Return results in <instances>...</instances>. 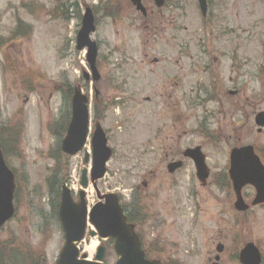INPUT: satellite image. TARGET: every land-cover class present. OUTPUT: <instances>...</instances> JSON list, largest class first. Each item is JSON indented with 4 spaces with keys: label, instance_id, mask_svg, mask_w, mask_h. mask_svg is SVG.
Returning <instances> with one entry per match:
<instances>
[{
    "label": "rangeland",
    "instance_id": "1",
    "mask_svg": "<svg viewBox=\"0 0 264 264\" xmlns=\"http://www.w3.org/2000/svg\"><path fill=\"white\" fill-rule=\"evenodd\" d=\"M153 1L145 0L157 12L152 21L155 25L149 24L152 30L145 34L142 27L147 23L141 20L130 0H0V144L18 145L17 151L10 150L8 159L18 175L20 188L16 215L0 231V252L16 249L23 256L28 253L40 257L45 264L56 262L65 240L57 215L60 195L50 186L57 180H66L79 201L82 172L92 166L91 138L98 119L105 120L101 124L110 129L109 145L114 150L108 173L98 182V189L102 194L117 193L124 205L136 207L140 213L147 209L142 212L147 220L138 229L142 238L150 243L157 236L171 241L174 247L168 249L177 254V259L186 261L188 251L192 250V237L203 245L202 239L210 236L212 216L220 208L225 209L229 227L236 230L232 232L234 247L257 242L264 234V212L259 211L256 217L251 211L237 214L232 188L222 184L234 148L253 145L264 159V132L260 134L255 124L256 115L264 112V0H209L207 19L200 12L198 0H177L178 33L176 41H172L175 44H169L171 41L165 36L159 37V29L169 25L165 22L167 15L157 17ZM72 3L80 6L81 13L75 8L72 16L70 6L62 8V4ZM87 6L93 9L97 24L92 38L99 46L102 80L98 89L112 102L123 103L128 96L133 97L120 109L111 108L105 117H98L100 109L91 107L92 131L87 147L60 163L55 156H49L56 144L51 124L71 111L67 87L80 86L86 94L92 88L83 79V74L90 72L86 52L76 50ZM157 36L158 39L154 38ZM147 41L152 50L144 61H162L163 68L159 61L157 67L150 63L161 74L162 84L165 82L169 88L170 81L183 82L178 96L191 91L189 85L194 84L188 133L174 128L173 131L180 138L183 151L202 147L210 168L205 188L191 161L185 162L172 182L161 178L160 164H166L167 149L170 152L169 145L164 144L163 129L169 120L163 119L167 118L164 99L155 105H141L146 92L141 89L142 78L155 77L146 68L148 64L140 62L145 58ZM125 59H135L142 68L131 82L124 66L133 67L125 65ZM191 64L194 76L189 81V75L179 69L190 68ZM160 67L162 72L158 71ZM214 68L222 72V82L220 94L212 102V85L217 88L219 82L210 80L205 72L212 73ZM230 92L237 95L229 96ZM175 100L178 99H171L169 104ZM8 125L22 129L21 136L11 137L14 143L5 136L10 133ZM88 154L90 163L86 166ZM165 174L169 177L167 170ZM146 181L152 183L147 191L143 186ZM85 191L89 207L94 206L98 202L95 188L90 184ZM243 196L251 205L255 197L253 188L246 187ZM237 219L241 225L235 224ZM255 219H259L261 232L253 235ZM91 229L89 225L88 230ZM93 241L98 243L97 247L100 243L106 245L105 262L115 264L118 259L111 241L87 235L79 245L81 252L86 253L85 246Z\"/></svg>",
    "mask_w": 264,
    "mask_h": 264
},
{
    "label": "water",
    "instance_id": "2",
    "mask_svg": "<svg viewBox=\"0 0 264 264\" xmlns=\"http://www.w3.org/2000/svg\"><path fill=\"white\" fill-rule=\"evenodd\" d=\"M140 10H144L141 0H133ZM164 0H157L162 6ZM201 10L207 14V0H199ZM96 31L95 18L91 9H87L82 29L77 38V50L88 49L87 61L93 74V80L98 82L100 74L97 70L96 61L98 57V46L91 40V34ZM90 80V75H85ZM257 125L264 127V113L257 116ZM90 124L89 98L79 88L75 89L72 99V120L68 128L67 136L62 143V150L69 156H75L82 151L86 144ZM94 165L92 169V183L97 191L100 202L95 205L89 213L86 201V193L80 192V202L75 203L70 189L66 186L62 191L59 218L65 235V246L57 264H103L106 258V248L99 247L95 262L87 261V255L79 260L80 251L77 247L86 235L88 218L95 228L91 236L99 235L101 239H114V249L119 257L116 264H160L157 261L145 259L141 248V241L135 231V226L128 223L127 217L120 206L119 197L116 194L102 196L97 188L96 182L104 178L107 173L106 165L113 156V150L108 146V140L102 128L98 127L93 137ZM185 157L191 158L198 171V178L205 186L209 178V170L206 166V158L200 147L190 149ZM89 157L86 156L85 163L88 164ZM230 178L234 191L237 195L236 208L239 211L248 210L242 198L244 187L251 185L257 190V198L254 205L264 202V167L260 159L255 155L253 147L235 149L230 157ZM182 164H173L169 171L174 173L181 168ZM89 185L88 170L82 173V186ZM16 189L15 176L6 164L3 152L0 148V228L10 221L15 214L14 193ZM105 200V202H103ZM243 264H260L258 250L249 245L241 255Z\"/></svg>",
    "mask_w": 264,
    "mask_h": 264
},
{
    "label": "flooded vegetation",
    "instance_id": "3",
    "mask_svg": "<svg viewBox=\"0 0 264 264\" xmlns=\"http://www.w3.org/2000/svg\"><path fill=\"white\" fill-rule=\"evenodd\" d=\"M154 1H153V4H155ZM151 2L152 1H150V3ZM164 2L165 4L162 8H157L158 9L157 17H161V15H167L165 22L167 25H169V28L159 29L162 33L160 34V36L159 35L158 36L161 38L165 36L171 41V43L169 44H175V42H172V41H176L177 33H178V24L176 20L178 5L175 4L177 0H169V1H164ZM145 3L146 2L144 0L143 4L146 9V13L145 14L142 13L139 15L141 16V20L147 23V25H143L142 27V29L144 30L146 34L150 30H152V26H149V24H152L153 26L155 25L154 22L152 21H153V18L154 19L156 18L154 14L157 12L150 8V5L152 3L151 4L149 3V5H146ZM168 10H171V12H169ZM158 36L154 38L158 39ZM145 45H146L145 47L146 52L143 55V57L145 58L141 60L140 62H142L143 65L148 64L146 68H149L152 75L154 74L155 77L154 79H150L147 77L142 78L143 83H142L141 89L143 88L146 89V92L144 95L145 98H143V102H141V105L142 106L151 105V104L155 105L159 103V101L160 103H162V100L164 99V105L167 111V118L164 117L163 119L164 120L168 119L169 121L167 122L171 124V126L168 127V123H167V125H165V127L163 128L165 131L164 144L165 146L169 145L170 152H168V149H167L166 156H165L166 164L164 165L160 164L159 172L161 173V178L162 176L166 177L167 179L170 180L169 182H172L171 179L174 176H176L181 170H183L186 164L185 162L190 161V160L185 159L184 151L181 148V140L175 135L173 128L176 129L177 131L183 130L184 133L186 134L188 133L187 126H188V123H190L189 121H191V111H192L191 108L193 107V103H194L193 99H194L195 88H194V84L191 82L189 85L191 91L183 92L178 96L177 92L180 89H183V82L180 81L182 83L180 84L179 80L177 79L174 80L173 82L170 81L169 88H167L168 85L165 84V82H164L165 85L162 84L163 79L161 78V74L157 73V71L154 70V68H151L152 65H150V63L154 64L158 61L160 62V60L155 59V61L148 60V62H145L144 60L146 59V57L151 56V52H148V51L152 50L151 48L152 44L149 41H147ZM164 45L167 46V43H165ZM170 47L172 48V46ZM130 49L131 48H129V50ZM207 54L209 55V53ZM168 61H170V59H168ZM160 63H156L155 64L156 67L159 66L160 64L161 67L163 68L162 61ZM124 64L133 67L132 69V68H128L124 66L125 72L128 73L127 75L131 78L130 82L134 80L137 74L142 72L141 66L139 67L136 65L135 59H125ZM115 66H117V64ZM161 67L158 70L159 72H162L163 70ZM193 69H194V65L191 64L190 68L189 67L181 68L179 69V71H185L189 75L188 78L190 81L191 76L192 77L194 76ZM168 70H170V67L168 68ZM221 73L222 72L220 70H217L215 68L212 73H208V70L205 72V74L210 78V80L219 82V87L217 88L212 85L213 93L211 94V96L213 97H217L220 94V84H221L220 82H222ZM123 84H124V81H123ZM129 89H131V84L129 85ZM141 89L139 88V90ZM150 91L151 93L148 94V92ZM131 92L133 93V91ZM197 93L198 95L201 94L200 89L197 90ZM95 97H96V101L98 102V104H101L103 96H101L100 91L98 95ZM132 97L130 98L128 96L129 102L132 100ZM174 98L175 99L177 98L178 100H175L172 104H169L170 100ZM104 101L105 100H103V102ZM128 101L124 102L123 106L127 105L129 103ZM118 106L120 108V104H118ZM100 120H101L100 122L105 121L102 119ZM107 130H110V129L107 128ZM159 131L160 133H162V129H160ZM173 142L174 144H172ZM261 158H262L263 165H264V159L262 155H261ZM174 163L175 164L181 163L182 168L176 171L175 173L170 174L168 171V167L170 164L172 165ZM166 170H167L169 177H167L165 174ZM143 186H144V190L147 191V189L150 186H152V183L146 181L143 183ZM173 188H174V182H173ZM254 194H255V191H254ZM122 207L124 209V212L126 213L128 221H130V223H133L135 225L136 231L140 237L142 250L145 253L146 259L149 261H157V262H160V264H242L241 254L243 252V249L246 247L248 243L245 246L241 245L239 247H234V245H232L233 244L232 239L234 235L232 234V232L233 231L236 232V230L234 228L229 227L227 223L228 216L225 215L226 214L225 209L220 208L217 210V213L214 212L212 219H211L213 224L209 228L210 236L207 237L206 239H202V241L204 242L203 245H200L197 240H195L194 242L193 237H192V240H191L193 243V245L191 246L192 250L188 251L187 260L184 261V260H179V258L177 259L176 258L177 254L173 250L168 249V246H173L171 245V241L164 240L165 238L161 239V236H157V237L155 236L156 240H153V242L150 243L148 240L140 236L138 229L141 227L142 223L146 222L147 220L144 214L146 213L147 209L145 210L144 208V210H142L140 213V212H136L135 210H133L130 206L124 205L123 203H122ZM250 211L254 212V217H256L259 211L264 212V203L255 206ZM237 214H245V213L238 212ZM258 222H259V219H255L253 222L252 229L255 232L253 233V235L260 234L261 232V229L258 228ZM235 224L241 225V221L237 219L235 220ZM263 236L264 234L261 236V238ZM261 238L257 242L256 241L251 242V244H253L260 251L261 256H262L261 264H264V240ZM105 264L107 263L105 262Z\"/></svg>",
    "mask_w": 264,
    "mask_h": 264
},
{
    "label": "trees",
    "instance_id": "4",
    "mask_svg": "<svg viewBox=\"0 0 264 264\" xmlns=\"http://www.w3.org/2000/svg\"><path fill=\"white\" fill-rule=\"evenodd\" d=\"M67 91V95H71L72 94V88L69 86L67 87L66 89ZM68 116L66 115L65 118H63V122L61 123H56L55 125H53V128H52V131L54 132L55 131V135L57 137H59L60 139L63 137L65 131H66V126H64V121L65 119L67 118ZM68 121H66L65 124H67ZM11 125H8V127H10ZM15 133L18 134L19 136H21V129L18 128L16 129L15 128ZM2 148H3V151L4 153L6 154V157L9 158L8 156V152L10 150H14V151H17L18 150V145L17 144H14V145H8V144H1ZM57 152V155L56 154H52L51 152ZM51 152H50V157L51 156H55L56 159L60 162V163H63L64 159V155L61 151V149L58 147V149H53ZM62 170V169H61ZM65 182V180H64ZM63 181L61 180H57L55 181L54 183L51 184V189L52 191H54L55 193H57L58 195H60V191H59V188L60 186H62L64 184ZM19 251V250H17ZM7 261V262H6ZM42 264V261L40 260V257L36 256V255H31V254H28L26 253L24 256L23 254L20 253H16V249H10L8 251H6L5 253L3 252H0V264Z\"/></svg>",
    "mask_w": 264,
    "mask_h": 264
},
{
    "label": "bare ground",
    "instance_id": "5",
    "mask_svg": "<svg viewBox=\"0 0 264 264\" xmlns=\"http://www.w3.org/2000/svg\"><path fill=\"white\" fill-rule=\"evenodd\" d=\"M63 159L68 160V156H64ZM97 245L98 243L93 241L91 244L85 246V252L89 254L90 259L94 256Z\"/></svg>",
    "mask_w": 264,
    "mask_h": 264
}]
</instances>
